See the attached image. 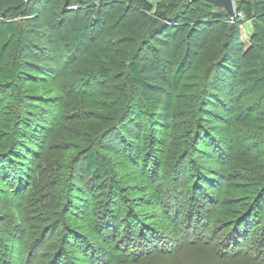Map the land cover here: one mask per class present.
I'll list each match as a JSON object with an SVG mask.
<instances>
[{
	"label": "trees",
	"instance_id": "obj_1",
	"mask_svg": "<svg viewBox=\"0 0 264 264\" xmlns=\"http://www.w3.org/2000/svg\"><path fill=\"white\" fill-rule=\"evenodd\" d=\"M137 2L146 10H151L147 0H137ZM254 2V0H244L243 6L246 8L247 17L255 18L260 32L259 39L255 38V35L252 46L245 49L241 21L235 17L223 41L213 46L217 48V57L207 68L201 65L200 58L208 46L213 45V37L221 28L220 23L209 26L206 30L202 24H190L185 32L194 37V42L189 52L182 58H179L172 49L179 27L177 24L174 25L168 35V41L162 42L169 51V56L167 55L169 68L166 57L158 51H155L157 63L154 65L131 58L128 70L132 92L124 94L120 115H114L115 109H111V112L110 107L98 100H90L91 95H89L95 91L101 94L102 90L99 86L110 81L114 76L113 69L102 60L94 58L96 70L82 71L84 80L88 82L82 88L86 89V93L78 89L81 91L77 94L80 104L86 109L108 113V118H112L113 124L116 125L114 132L117 136L118 143L115 141V144H118V149L97 146L93 142L91 146L81 148L74 158L75 160L80 158L79 161L84 160V169L95 179H107L113 173L122 174L126 184L139 185V196L129 199V191L114 180L107 185L100 198L101 205L98 208L101 212L93 218L89 210L87 189L77 183L74 174L67 172L65 178L68 180L63 184L65 186L61 191L58 190L62 182L60 178L57 182L50 179L40 181L39 183L49 182V186L44 189L46 194L43 195L44 190L42 191L36 184L34 192L35 194L38 192L39 196L35 199L30 198L29 204L34 215L40 212L43 215L36 216L37 222L30 221L34 227L31 228L29 225V232H33L32 230L38 227L36 224L40 222L51 223L48 227L44 224L39 230L40 233L34 231L41 241L47 230L60 226L64 228L61 237L54 245L55 251L50 248L53 256L48 260V264H80L79 261H83V264H102L105 261V264H110L112 260L137 262L159 251L175 252L174 242L181 238H184V241L178 244L182 249L185 246L199 244L197 239L195 241L187 239V237L190 239L188 233L192 230L198 236L201 233H209L202 220L203 209L212 203L213 192L217 191L215 182H222V177L226 173L227 156L236 152L235 131H241L238 127L247 126L251 121V115H243L239 112L241 96L261 93L263 96L254 107L260 113V118L264 119V46L260 38H264V10L256 14ZM198 5L211 9L213 14L225 10L230 15L224 7L215 8L212 4L203 1H189L187 8L191 9ZM85 7L86 4H83L82 9ZM12 14L10 0H0V78L2 79L0 93H6L11 89L16 95L12 93L13 98L7 99L0 105V112L3 113L0 118L4 117L3 121H0V191L20 196L22 201L17 208V218L21 219L19 224L23 226L24 213L28 209L27 197L31 193L28 187L29 185L33 187L34 184L31 182L35 165L46 153L45 142L48 140L46 130L49 124L44 118L46 114L44 111L39 115L32 114V108L17 110L16 104L22 102L25 104L28 100L59 104L66 97L68 89L61 84L63 70L55 72L51 70L52 67L46 65L38 68L36 66L15 69L6 63L8 51L17 47L18 36L22 32L21 29L24 30L21 28V23L13 19ZM84 15L90 17L87 11ZM95 19L98 20L96 14ZM88 28L87 21L73 23L69 27V40L66 41L65 47H67L66 52L71 53L73 61L83 58L82 55L92 47ZM198 86L201 89L199 93L197 92L199 107L197 112L196 109L193 110L192 124L189 126H192L193 130L195 126L196 129L198 128L193 154L195 161L203 170L200 172V169L192 164L190 177L192 181L197 179L205 184L192 187L189 180H185L181 185L184 171L180 169L177 170L178 173L171 175L173 178L166 181L167 187L162 188L158 175L162 171L161 163L172 142L176 94ZM3 99L2 97L0 102ZM142 119L148 121L147 125L140 124ZM137 124H139L138 133L131 130V126ZM188 137L189 143H193L192 134H188ZM150 154L156 159L152 160ZM206 160L210 161L211 166L202 165ZM259 185L264 193V179ZM261 202H264V194ZM150 203H154L153 211L141 209L142 206ZM257 209L261 208L258 206ZM248 213L246 217L232 223V227L224 231L226 233L224 240L228 235H231V239L229 243L222 240L221 250L229 249L230 246L243 249L239 243L242 239L247 240L246 232L251 228L250 223L255 212L247 216ZM53 214H59L60 218L57 215L56 220L50 221ZM148 219H153V222L146 224ZM2 233L4 230L0 228V235ZM258 237L257 240L262 241L261 247L264 248V231H261ZM35 242L31 243V246L34 247ZM167 242L170 243L168 250L161 247L162 243L165 245ZM7 247V243L5 245L0 243V264H4L2 260L8 256ZM232 247V250L227 252L232 257H242L246 254L247 250L242 253ZM263 254L261 252V257Z\"/></svg>",
	"mask_w": 264,
	"mask_h": 264
},
{
	"label": "rangeland",
	"instance_id": "obj_2",
	"mask_svg": "<svg viewBox=\"0 0 264 264\" xmlns=\"http://www.w3.org/2000/svg\"><path fill=\"white\" fill-rule=\"evenodd\" d=\"M147 1L151 10H146L138 4L137 0H10L13 11L11 16L14 15L13 19L19 21L24 30L21 29L22 32L18 36L17 47L8 51L6 63L15 69L36 66L38 68L46 65L49 68L52 67L51 70L55 72L63 70L61 84L68 90L66 97L59 104L38 103L36 100L16 104L17 110L32 108V114L39 115L44 111L46 113L44 118L48 121L49 127L46 130L48 134V140L45 142L46 153L35 165L31 182L34 184L33 187L31 185L28 187L31 193L27 197L28 209L24 213L23 226L19 224L21 219L17 218V208L22 201L20 196L0 191V228L4 230V233L0 235V243L8 245L6 251L8 256L2 260L4 264H48V260L53 256L50 248L54 250V245L64 229L63 226L47 230L41 241L34 231L40 233L39 230L44 224L48 227L51 223L40 222L36 224L38 227H35L33 232L30 233L28 230L29 225L31 228L34 227L30 221L37 222L36 216L42 214L40 212L34 215L29 204L30 198L35 199L39 196L38 192L36 194L34 192L36 184L42 191L47 185L49 186V182L39 183L40 181L50 179L57 182L60 178L63 183L60 182L58 190L61 191L65 186L63 184L68 180L65 178L67 172L74 174L77 183L87 189L89 210L93 218L101 212L98 208L101 205L100 198L107 185L114 180L129 191V199L138 195L139 185L126 184L122 174L113 173L107 179H95L89 171L84 169V160L79 161L80 158L78 160L74 158L81 148L91 146L93 142L97 146L118 149V144H115L116 125L113 124L112 118H108L107 112L84 108L77 95L81 91L86 93V89L82 88L88 81L84 80L82 71L96 70L94 58L102 60L109 68H112L114 76L110 81L99 86L102 90L101 94H97V91L90 93V100H98L110 107L111 112V109H115L114 115H120L124 94L132 92L128 70L131 58L154 65L157 63L155 51H158L166 57L169 68V51L162 42L168 41V35L174 25L177 24L179 27L172 49L179 58H182L186 56L194 42V37L185 32L190 24H202L206 30L207 27L220 23L221 28L213 37V45H209L200 58L201 65L207 68L217 57V48L213 46L223 41L231 23L236 19H233L225 10L213 14L211 9L201 5L188 9L187 4L190 0ZM254 1L256 3L254 12L258 14L264 10V0ZM234 2L236 17L241 21L242 41L244 48L247 49L252 46L255 38L259 39V28L255 18L247 17L246 8L243 6L244 0H234ZM83 4H86V7L82 9ZM33 6H35L34 9H32ZM85 11L90 13V17L84 15ZM95 14L98 15V20L95 19ZM86 21L92 47L82 55L83 58L73 61L71 53L68 54L65 47L66 41L69 40V27L73 23ZM260 38L264 46V38ZM254 49L256 50L255 47ZM29 62L32 64L30 65ZM79 88L81 91H78ZM193 89L191 87L176 94L172 142L161 163L162 171L158 175L162 188L167 187L166 181L173 178L171 175L180 169L184 171L181 185L185 183V180H189L192 187L205 184L197 179L192 181L190 177L192 164L197 166L200 172L203 170L202 166L195 161L193 154L198 128L196 129L195 126L193 130L192 126H189L192 124L193 110L196 109L197 112L199 107L197 95L201 90L200 86L192 91ZM12 93L11 89L6 93H0V99L4 98L0 105L7 99H12ZM261 96H263L261 93H248L241 96L239 112L243 115H251V121L247 126L238 127L241 130L240 133L235 131L236 152L234 155L227 156L226 173L222 177V182H215L217 191L213 192L212 203L203 209L202 220L209 233H201L198 236L193 230L190 231L188 233L190 239L188 237L187 239L189 241L197 239L199 244L185 246L182 249L178 244L184 241V238H181L174 242L175 252L173 253L168 250L170 243L167 242L165 245L161 244L163 249L168 250L167 252L164 250L152 253L137 262L112 260L110 264H264V254L261 257V252L264 253V248L261 247L263 244H261L262 241L257 240L258 234L261 235V231H264V202L260 203L264 193L259 185V182H263L264 179V119L260 118V113L254 107ZM1 114L3 113L0 112ZM3 118H0V121H3ZM147 122L142 119L140 124L147 125ZM131 130L138 133L139 124L132 125ZM188 134L194 137V142L191 144ZM150 156L152 160L156 159L153 154ZM202 165L209 167L211 163L206 160ZM55 190V192L58 191L56 188ZM43 192L42 194L45 195V190ZM258 206L261 209L258 210ZM153 208L154 203L141 207L149 212L153 211ZM247 212H249L247 216L252 212L255 213L250 223L251 228L246 232L247 240L242 239L239 243L243 249L239 250V247L230 246L229 249L221 250V243L226 234L224 231L231 228L232 223L243 219ZM57 215L60 218L59 214H53L50 221L56 220ZM151 222L153 219H148L146 224ZM15 226L18 227L15 228ZM182 229L184 231V227ZM230 239L231 235H228L224 241L229 243ZM33 242H35L34 247L31 246ZM231 247L242 253L247 250L246 254L234 258L227 253L228 250H232ZM79 263L83 264V261ZM105 263L106 261L102 262V264Z\"/></svg>",
	"mask_w": 264,
	"mask_h": 264
},
{
	"label": "water",
	"instance_id": "obj_3",
	"mask_svg": "<svg viewBox=\"0 0 264 264\" xmlns=\"http://www.w3.org/2000/svg\"><path fill=\"white\" fill-rule=\"evenodd\" d=\"M191 2L203 1L212 4L215 8L224 7L234 19L237 16L234 0H190Z\"/></svg>",
	"mask_w": 264,
	"mask_h": 264
}]
</instances>
